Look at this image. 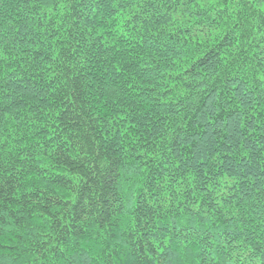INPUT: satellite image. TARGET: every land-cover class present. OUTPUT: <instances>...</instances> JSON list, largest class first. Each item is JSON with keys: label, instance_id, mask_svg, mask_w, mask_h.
Returning <instances> with one entry per match:
<instances>
[{"label": "trees", "instance_id": "obj_1", "mask_svg": "<svg viewBox=\"0 0 264 264\" xmlns=\"http://www.w3.org/2000/svg\"><path fill=\"white\" fill-rule=\"evenodd\" d=\"M0 264H264V0H0Z\"/></svg>", "mask_w": 264, "mask_h": 264}]
</instances>
